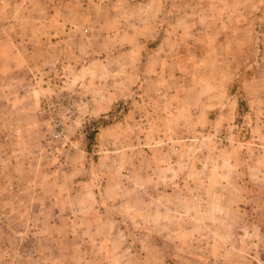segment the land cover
<instances>
[{"label": "rangeland", "instance_id": "obj_1", "mask_svg": "<svg viewBox=\"0 0 264 264\" xmlns=\"http://www.w3.org/2000/svg\"><path fill=\"white\" fill-rule=\"evenodd\" d=\"M0 264H264V0H0Z\"/></svg>", "mask_w": 264, "mask_h": 264}, {"label": "trees", "instance_id": "obj_2", "mask_svg": "<svg viewBox=\"0 0 264 264\" xmlns=\"http://www.w3.org/2000/svg\"><path fill=\"white\" fill-rule=\"evenodd\" d=\"M243 103V101H242ZM98 127L96 126L95 129H93V131H89L88 133V143H87V151L91 152L92 151V145L94 144V140H95V135L97 133V129Z\"/></svg>", "mask_w": 264, "mask_h": 264}, {"label": "built area", "instance_id": "obj_3", "mask_svg": "<svg viewBox=\"0 0 264 264\" xmlns=\"http://www.w3.org/2000/svg\"><path fill=\"white\" fill-rule=\"evenodd\" d=\"M53 124H54L53 129L55 131V134L58 136H62L64 134V128L62 122L56 118L54 119Z\"/></svg>", "mask_w": 264, "mask_h": 264}]
</instances>
